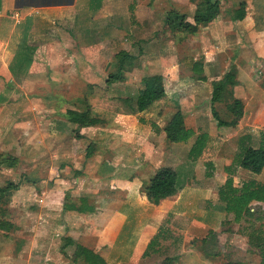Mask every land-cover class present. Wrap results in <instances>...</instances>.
Returning a JSON list of instances; mask_svg holds the SVG:
<instances>
[{
  "label": "crops",
  "instance_id": "crops-1",
  "mask_svg": "<svg viewBox=\"0 0 264 264\" xmlns=\"http://www.w3.org/2000/svg\"><path fill=\"white\" fill-rule=\"evenodd\" d=\"M230 1L233 8L237 7L238 4L232 3L234 0ZM242 1L246 4L242 19L232 20L230 10H227L225 16L219 2V12L206 23L198 24L194 33L173 32L164 23L166 12L171 8L187 14V19L192 21L195 3L191 0L127 2L129 32L125 33L128 37H125L124 47L119 50L131 54L133 63L124 71V79L106 84L107 88H102L101 92L88 88L85 95L67 100L72 105L66 110L82 111L89 106L90 116L81 124L70 121L66 117L67 112L62 113L65 117L58 120L62 122L51 120L54 124L51 135L56 137L55 142L61 143L52 145L50 141V145L46 146L51 165L54 166L49 167L46 178L41 180V191L34 193V207H40L34 218L42 219L48 233L46 239L53 243L62 242L61 250H42V255H36V250H24L27 255L22 258L18 250L13 253L9 250L4 252L1 250L3 245H0V264H5L4 257H9V264H67V253H70L72 260L79 259L82 264L83 260L75 254L72 242L92 249L109 264H141L145 258L164 254L162 250H175L178 245L182 247L180 238L175 236L177 234L173 230L177 228L175 225L178 218L185 215L183 210L178 209L180 199L176 192L158 202H150L141 188L160 166L171 167L163 161V158L169 160L168 156L164 157V152L166 147L181 142L165 145L168 141L165 139L164 127L173 114L180 111L184 124L182 110L190 102L191 113L194 117L200 116L202 108L195 102V94L198 93L195 88L199 90L200 86L207 85L210 99L212 81L220 79L229 71L234 72L237 82L230 88L258 86L253 80L255 76L250 73V64L246 61L255 57V65L264 72V0ZM8 9L13 12L8 16L11 23L5 20L6 23L0 25L1 29H6V33L0 35V46L7 37L9 39L14 34L16 42L5 61H2L0 54V78L5 77L16 84L24 83L32 77V71L39 61L47 62L55 69L58 67L59 74L63 76L67 62L75 61L80 62L75 64V69H79L77 75L88 77L87 86L93 87L94 83L100 85L96 74L99 67L94 62L103 60L117 36L110 20L112 2L0 0V14H5ZM41 24L42 28L47 26L59 31L52 34L50 40L34 45L30 42L31 34ZM169 37L170 40L167 39ZM249 45L251 50L245 48ZM23 47L25 50L20 51ZM119 50L114 51L113 59ZM18 57L30 60V63L11 71V62ZM184 57L202 61L204 80L193 77L189 64L182 61ZM181 68L186 72L181 74ZM153 74L163 77L164 96L142 111H133L135 97L142 87V77ZM115 84L121 88H108ZM83 96L85 103L81 101ZM125 98L131 100L127 102ZM167 108L172 111L168 112L165 121L160 112ZM242 109L238 125L248 120L243 103ZM262 109L261 119L249 123L253 128H259L256 134L252 133L254 136L264 129V106ZM237 124L221 127H234ZM67 127L78 129L69 135L71 139L68 140L65 138L68 136H62V131ZM202 132L209 136L207 131ZM58 134L62 137H57ZM169 153L173 156L172 151ZM51 169L57 173L51 174ZM183 187L184 182L180 189ZM216 197L218 199L217 189ZM255 204L264 206V201H251L250 209ZM218 208L228 215L221 207ZM252 215L258 216L253 211ZM165 217L168 219L165 223L167 226L163 228L160 223ZM197 225L207 229L206 234L209 230L215 231L205 221L201 222L202 226L200 223ZM161 226L165 237L160 238L158 251L143 256L147 243ZM244 235L249 241L247 234ZM67 247L73 250H65ZM179 253L183 261H190L195 256V251L189 248ZM41 257H45L42 262ZM196 258H200L198 254Z\"/></svg>",
  "mask_w": 264,
  "mask_h": 264
},
{
  "label": "rangeland",
  "instance_id": "rangeland-1",
  "mask_svg": "<svg viewBox=\"0 0 264 264\" xmlns=\"http://www.w3.org/2000/svg\"><path fill=\"white\" fill-rule=\"evenodd\" d=\"M108 1L113 4L110 20L117 36L114 39L115 42L110 44V49L102 58L103 60L98 61V63L94 62L99 67L96 69V74L100 85L94 83L93 87L92 85L87 86L89 81L86 78L88 77L78 76L79 69H75V64L80 62L75 61H68L67 67L63 68L64 74L68 75L67 77L64 74L63 76L59 74L58 67L55 69L51 64L39 61L32 71V77L24 83L17 82L19 84H16L8 81L5 77L0 78V94L2 95V99H0V106H2L0 109V157L5 155L15 157V162L11 165H7L3 161L0 162V184L3 185L6 180H12L14 184H18V187L6 196L8 198L4 197L6 199L0 203V220L7 221L9 224L8 228L0 227V245H3L1 250L4 252L9 250L13 253L18 250L21 257L24 258L27 255L24 250H36V255H42V250H61L60 243L62 242L53 243L46 239L48 233L42 219L36 216L34 218V214L38 213L40 207H34L33 196L36 191H41V180L46 178L49 167L54 166L51 165L50 153L47 152L46 146L50 145V141H52V145L61 143L55 142L56 137L51 135V127L54 126L51 120L62 122L58 121L65 117L62 116V113H66V108L72 105L71 102L68 104L67 100L85 95L88 88H94L96 92H101L102 88H107L105 78L108 72L115 67V60L112 58L114 51L122 49L126 42L125 37H128L125 34L129 32L127 2L131 0ZM221 1L219 0L220 8H224L223 12L226 16L227 10L233 9V5L230 0ZM241 1L234 0L232 3L237 5ZM213 9L215 10L214 7ZM12 13L8 9L5 14H0V25L5 24V20L8 24L11 23L8 16ZM42 25L32 31L30 42L34 45L50 40L49 37L59 31V29H51L47 26L42 28ZM5 33L6 29L0 28V35ZM15 35L9 39L7 37L0 46L2 61H5L8 53L13 51L16 42ZM167 39L170 40V37ZM248 47L245 48L251 50V45ZM246 62H249L250 73L255 76L253 80L260 88L258 86V88L256 86L254 88H232V94L241 98L246 113L245 117L248 119L247 122L241 123L242 127L240 123L234 127L217 126L210 109L211 102L208 99L207 85L200 86L199 90L195 88L198 92L195 94V102L200 104L202 108L199 117H194L193 112L191 113L192 103L189 102L183 107L184 125L193 128L195 130L194 135L186 141L177 143V145H172L170 148L166 147L164 157L168 156L169 160L163 158L164 162L169 163L181 175L184 182V187L178 188L176 195L180 199L178 209L183 210L185 215L178 218L175 225L177 228L173 229L177 234L175 236L180 238L182 247L178 245L175 250H162L161 252L164 254H155L145 258L141 264H258V253L251 246L253 242L248 241L243 232V227L247 225V222L244 220L239 223L233 222L231 214L227 215L218 208L221 203L216 197L218 185L231 176L224 172L223 167L233 161L235 153L238 151L237 139L239 135L246 132L256 134L259 130V128H253L249 123L253 120L259 121L262 116L261 111L263 109L261 110V108L264 106V77L262 78V76L264 72L255 65V57ZM86 63L91 64L90 61ZM184 72L186 71L181 68V74ZM117 85H111L108 88H121ZM230 101L231 97L215 103L219 115L224 119L231 117L226 108ZM255 105L256 107L259 105L260 108L254 107ZM167 110L160 112L165 121L168 119V112H171L172 109L167 108ZM149 127L150 125L147 128L149 129ZM74 130L77 132L78 129L67 127L66 130L62 131V136H68L65 137L66 140L71 139L69 135H73ZM202 131L209 133L208 140L199 156L192 159L188 155L189 149L196 135ZM59 136L61 135L58 134L57 137ZM171 151L173 156L169 153ZM208 161L213 162V168L206 165ZM206 172H211V176L208 177ZM231 178L233 185L236 186H239L243 180L250 178L264 182V169L256 175L238 167ZM185 183L187 184L185 185ZM22 191L23 193H20ZM253 207L250 209L251 214L253 211L255 215L262 217L255 220V223L251 218L248 221H251L254 227L261 226L264 228V206L255 204ZM144 215L146 216V213ZM166 220L168 219L165 217L160 223L163 228L167 226ZM204 221L208 223V226L211 225L214 228L215 234L213 236L207 235V229L197 225L199 223L201 225V222ZM205 235L206 241L204 242L201 238ZM183 239L184 243L182 242ZM186 248L195 251L193 254L195 256L190 261H183L182 255L177 254ZM65 250L73 249L67 247ZM69 254L67 253L65 257V260L68 261L67 264H80L79 259L72 260ZM197 254L200 258H196ZM4 258L3 263L9 264V257ZM44 258L41 257L40 262ZM112 264L122 263L113 262Z\"/></svg>",
  "mask_w": 264,
  "mask_h": 264
},
{
  "label": "trees",
  "instance_id": "trees-1",
  "mask_svg": "<svg viewBox=\"0 0 264 264\" xmlns=\"http://www.w3.org/2000/svg\"><path fill=\"white\" fill-rule=\"evenodd\" d=\"M195 3V8L192 14V21L187 19V14L179 12L175 9H169L166 12L164 18L165 25L173 32H187L194 33L197 31L198 24H204L209 21L216 13H218L219 0H191ZM245 2H240L237 7L233 8L229 12V16L232 20L242 19L245 16ZM215 8V10L213 9ZM211 8L210 11L207 9ZM25 50L23 47L20 51ZM133 56L125 50H119L115 54L114 69L110 70L105 79L107 85L116 81H122L124 79V71L133 63ZM30 60H23L18 57L11 62L10 69H16L20 66H24ZM182 61L189 64L190 70L193 73L195 79L204 80L205 76L202 68L201 60H193L191 57H184ZM25 68V67H24ZM142 87L138 90V93L134 100L133 111H142L146 109L153 101L160 99L164 96L165 90L163 86V77L160 74H153L149 76H143ZM235 74L229 71L220 79L212 82L211 89V113L214 117L217 126H233L237 124L238 120L243 114L242 101L240 98L234 97L232 92V86L236 84ZM81 99L86 102L85 96ZM231 97V101L227 103L226 108L229 111L231 117L229 119L222 118L216 107L215 103L222 101L224 98ZM131 98H125L124 101H130ZM90 115L89 106L82 111H75L68 109V119L72 122L81 124ZM165 139L168 142L186 141L189 137L194 135V131L191 128H186L183 124V116L180 111L173 114L170 121L164 127ZM208 140V134L206 132H200L196 135L188 155L194 159L202 152ZM237 153L233 161L224 167V171L231 175L227 180L220 184L217 188L218 200L221 202V208L228 214L232 215L234 222L246 221L247 225L243 227L247 234L249 241L253 242L252 245L258 250L259 264H264V229L261 226L254 227L249 218L252 221L260 219L262 216H252L250 212L249 204L251 201H264V183L256 181L255 179H245L239 186L233 185L232 174H234L237 167L246 169L252 173H260L264 167V129L258 132L255 137L251 132L241 134L237 139ZM3 161L7 165H11L15 162V157L5 155L0 157V162ZM208 167L213 168V162H206ZM208 177L211 176V172L205 173ZM183 184L182 177L179 173L170 166H160L154 175L150 178L148 183L143 184L141 191L150 202H158L159 200L173 195L178 188H181ZM18 184H14L12 180H6V182L0 184V203L3 199H6L8 194L12 190H15ZM6 197V198H4ZM1 216V215H0ZM247 219V220H246ZM0 227L8 228L7 221L0 220ZM215 233L213 230H209V236H213ZM165 237V231L162 227L150 238L147 246L143 252V256H148L151 253L157 252V246L159 245L160 238ZM202 241H206V236L202 238ZM75 254L81 257L82 264H109L100 254L92 249L74 243Z\"/></svg>",
  "mask_w": 264,
  "mask_h": 264
},
{
  "label": "built area",
  "instance_id": "built-area-1",
  "mask_svg": "<svg viewBox=\"0 0 264 264\" xmlns=\"http://www.w3.org/2000/svg\"><path fill=\"white\" fill-rule=\"evenodd\" d=\"M50 173H51V174H55V173H57V171H56L55 169H51V170H50Z\"/></svg>",
  "mask_w": 264,
  "mask_h": 264
}]
</instances>
